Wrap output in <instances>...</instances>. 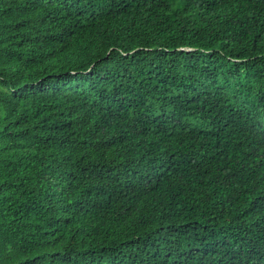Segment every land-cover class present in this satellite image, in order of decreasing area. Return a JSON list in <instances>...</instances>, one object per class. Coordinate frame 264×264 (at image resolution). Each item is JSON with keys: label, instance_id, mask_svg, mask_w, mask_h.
Segmentation results:
<instances>
[{"label": "trees", "instance_id": "trees-1", "mask_svg": "<svg viewBox=\"0 0 264 264\" xmlns=\"http://www.w3.org/2000/svg\"><path fill=\"white\" fill-rule=\"evenodd\" d=\"M0 264H264V0H0Z\"/></svg>", "mask_w": 264, "mask_h": 264}]
</instances>
